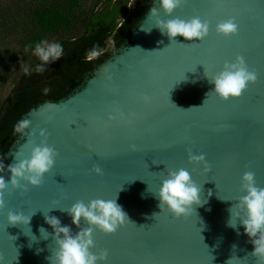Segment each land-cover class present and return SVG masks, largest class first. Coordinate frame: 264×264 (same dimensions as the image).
Returning a JSON list of instances; mask_svg holds the SVG:
<instances>
[{"label":"water","instance_id":"obj_1","mask_svg":"<svg viewBox=\"0 0 264 264\" xmlns=\"http://www.w3.org/2000/svg\"><path fill=\"white\" fill-rule=\"evenodd\" d=\"M176 16L210 21L209 34L203 40L162 34L158 17ZM231 17L238 33H217L216 25ZM237 56L258 79L240 97L224 100L212 92L209 78ZM25 118L30 128L5 158L0 175L10 181L8 165L30 158L42 142L58 156L41 185L22 180L25 191L9 182L0 209V264H51L59 246L45 215L59 217L75 235L89 225L83 218L74 224L60 209L94 199H116L136 224L114 233L95 228L91 251H108L98 264H227L230 259L228 264H264L252 255L254 245L240 219L235 227L229 223L230 209L247 194L244 173H255L256 184L264 187V0H183L171 15L160 0H152L127 43L83 85L39 104ZM41 129L47 135H40ZM190 153L205 154L209 170L205 162L190 161ZM96 165L102 174L93 170ZM180 168L190 172L201 192L193 211L177 217L159 207L158 193L168 173ZM10 210L34 215L29 225H13ZM41 226L48 233L41 234Z\"/></svg>","mask_w":264,"mask_h":264},{"label":"clouds","instance_id":"obj_2","mask_svg":"<svg viewBox=\"0 0 264 264\" xmlns=\"http://www.w3.org/2000/svg\"><path fill=\"white\" fill-rule=\"evenodd\" d=\"M160 3L165 13L171 15L175 9L181 6L183 0H160ZM156 26L160 28L162 34L166 33L170 38L182 35L189 40L193 38L203 40L209 34L210 22L202 20L199 16L189 19L176 16L168 20L158 17ZM216 31L225 36L237 34L239 25L236 23L235 17H231L221 20L216 25ZM34 52L43 62L36 65L35 71L43 72L45 64L60 59L63 55V47L59 43L49 44L47 41H43L35 45ZM24 71L28 73L29 69L25 67ZM257 79V72L249 68L244 57L237 56L234 62L226 61L223 69L212 75L209 82L214 84L212 92L218 94L222 99L228 100L240 97L249 84L255 83ZM44 91L47 93L49 89L45 88ZM144 99L145 101L149 100L147 96ZM110 118L115 117L110 116ZM30 125L31 121L25 118L14 126V132L25 133ZM34 134V132H29V135ZM40 135H47L46 129H41ZM57 156L58 152L53 146L42 142L32 148L30 158L8 165L12 174L10 181L0 175V209L5 206L4 195L9 182L13 187L22 188L25 191H27V185L22 184V180L28 181L33 186L41 185L45 173L54 167ZM189 160L205 162V171L209 170L205 154L190 153ZM93 170L97 174L103 173V169L99 165L94 166ZM242 179V188L247 194L240 197L238 203L230 209L229 223L230 226L235 227L236 220L240 219L246 234L254 245L252 255L264 260V187H259L256 184L255 173L251 171L245 172ZM200 192L201 187L192 179L187 169L180 168L170 171L158 193L159 207L164 210V206H167L177 217L188 215L193 211L191 205L194 202L200 203ZM234 207L237 209L235 212H233ZM60 210L66 211L74 224L80 225L83 218L89 226L81 228L78 233L72 235L70 226L62 224L59 217L46 214L45 221L54 229L56 242L59 246L55 253L49 257L51 264H98L100 261H106L108 258L106 249L101 250L98 254L91 251L95 246L93 236L95 228L98 227L105 233H114L126 223L135 224L116 199H94L87 204L81 200L73 203L67 209ZM32 215H26L23 211L10 210L7 219L13 225L17 223L29 225ZM153 215L156 217L159 213ZM40 232L41 234L48 233L43 226L40 227Z\"/></svg>","mask_w":264,"mask_h":264},{"label":"trees","instance_id":"obj_3","mask_svg":"<svg viewBox=\"0 0 264 264\" xmlns=\"http://www.w3.org/2000/svg\"><path fill=\"white\" fill-rule=\"evenodd\" d=\"M13 0L19 9L0 4V21L11 16L19 27L21 48L29 56L18 73L8 95L0 99V166L5 163L22 133L14 126L32 108L45 101H58L69 96L99 64L126 44L128 36L144 18L152 0ZM10 3V5H13ZM47 41L59 43L63 55L44 65L35 55V45ZM0 71V84L9 73ZM2 71V72H3ZM49 91L45 93L44 89Z\"/></svg>","mask_w":264,"mask_h":264},{"label":"rangeland","instance_id":"obj_4","mask_svg":"<svg viewBox=\"0 0 264 264\" xmlns=\"http://www.w3.org/2000/svg\"><path fill=\"white\" fill-rule=\"evenodd\" d=\"M12 2L13 0H0V4L3 6L9 5L14 13L19 9V6H16L17 3L13 4ZM10 3L13 5H10ZM18 3L21 4L19 0ZM0 21H2V18H0ZM19 32L22 31L19 27H16L11 12V16L7 18L5 23H0V71L4 73L3 70L6 69L10 74L8 79L0 84V99L8 95L18 73L29 60L24 48L20 47L21 43H16L19 40Z\"/></svg>","mask_w":264,"mask_h":264},{"label":"snow or ice","instance_id":"obj_5","mask_svg":"<svg viewBox=\"0 0 264 264\" xmlns=\"http://www.w3.org/2000/svg\"><path fill=\"white\" fill-rule=\"evenodd\" d=\"M217 6H223V5H217ZM210 22V21H209Z\"/></svg>","mask_w":264,"mask_h":264}]
</instances>
